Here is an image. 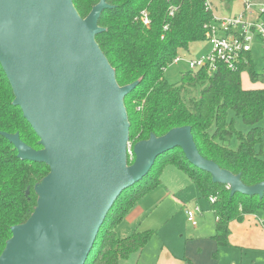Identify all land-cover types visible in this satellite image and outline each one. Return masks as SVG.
I'll list each match as a JSON object with an SVG mask.
<instances>
[{
  "label": "water",
  "instance_id": "95a60500",
  "mask_svg": "<svg viewBox=\"0 0 264 264\" xmlns=\"http://www.w3.org/2000/svg\"><path fill=\"white\" fill-rule=\"evenodd\" d=\"M108 6L99 0L82 18L71 0H0V65L13 104L41 148L27 145L17 132L0 133L19 159L49 167L36 185V208L24 223L11 226L0 264H84L117 196L173 147L213 182L228 184L230 195L264 192V180L245 185L238 174L201 156L189 126L136 142L128 162L123 99L140 79L119 86L95 41L103 30L98 18Z\"/></svg>",
  "mask_w": 264,
  "mask_h": 264
},
{
  "label": "trees",
  "instance_id": "16d2710c",
  "mask_svg": "<svg viewBox=\"0 0 264 264\" xmlns=\"http://www.w3.org/2000/svg\"><path fill=\"white\" fill-rule=\"evenodd\" d=\"M84 18L99 0H71ZM109 5L98 18L103 30L95 35L101 52L114 69L119 86L139 83L128 92L123 103L129 123L128 143L132 146L161 136L172 128L189 126L201 156L235 175L245 185L264 180V88L244 89L240 73L246 71L251 82H264V72L255 69L251 53L237 69L220 64L212 73L206 68L186 70L177 82L163 76L164 69L191 42L204 41L212 13L202 0H105ZM231 3L234 0H224ZM177 9L172 16L168 8ZM146 10L150 18L143 25L138 15ZM167 24V29L163 26ZM162 36V37H161ZM12 87L0 65V132L19 134L34 149H40L38 136L13 104ZM230 112L249 126L241 131ZM236 145H232V139ZM131 163V161H128ZM173 165L182 171L209 202L216 223L213 238L219 246L228 245L229 223L245 215L264 212V192L230 195L229 185L213 182L208 172L192 165L180 147L158 155L148 173L124 189L107 211L84 264H117L141 252L154 231L134 232L120 238L115 227L129 210L151 189L160 184V171ZM49 167L41 162L21 160L17 151L0 133V254L11 237L10 228L24 223L37 206L36 185L47 175Z\"/></svg>",
  "mask_w": 264,
  "mask_h": 264
},
{
  "label": "crops",
  "instance_id": "0c3cea01",
  "mask_svg": "<svg viewBox=\"0 0 264 264\" xmlns=\"http://www.w3.org/2000/svg\"><path fill=\"white\" fill-rule=\"evenodd\" d=\"M258 1V3L264 5V0ZM223 2L225 1L223 0ZM238 3L239 8L237 7L234 12L231 10L229 14H237L243 9L242 0L235 4ZM213 5L214 10H217L218 6L216 4ZM216 14L218 16L226 15L218 14V11ZM253 16L257 17L256 15ZM259 19L264 22V11L259 15ZM208 50L209 47L201 54L206 53ZM255 50L260 52L263 61L254 63L253 52ZM251 55L255 69L256 64L259 69L256 70L264 72V55L261 53L259 42L255 43ZM242 87L244 89L254 88L249 86ZM255 88H264V82ZM171 168L169 165L163 168L165 172L162 176L163 180L169 178L170 181L167 183L161 180L159 185L149 190L115 227V233L118 237L124 238L137 231L157 230V227H160L169 219L170 210L174 206L179 209L182 218H185V210L187 208L198 207L196 200H198L197 197H201L199 191L194 192L186 189L187 187L183 183L182 177ZM190 184L192 183L190 182ZM193 201L196 205H193ZM208 204L210 210L213 211L210 203ZM198 210L199 212L195 213L196 224H190L185 218L192 228L186 227L184 232L187 233L185 234L183 251L181 253L180 251L176 252L178 250L163 243L156 252L155 264H264V212L257 211L253 214L245 215L240 221H231L229 223L228 245L219 246L213 238L216 219H214V232L212 234L208 231H202V225L199 227L198 219L203 218L205 212L203 207L202 209L198 207ZM188 238L189 244L186 243ZM146 247L147 245L138 253V259L145 252Z\"/></svg>",
  "mask_w": 264,
  "mask_h": 264
},
{
  "label": "built area",
  "instance_id": "2783aa9c",
  "mask_svg": "<svg viewBox=\"0 0 264 264\" xmlns=\"http://www.w3.org/2000/svg\"><path fill=\"white\" fill-rule=\"evenodd\" d=\"M202 1L204 7L212 13L211 21L205 25V39L209 44V50L195 58H186L178 52L171 63L185 61L189 70L196 71L206 68L210 74L220 64L230 70L237 69L238 65L245 61V55L251 53L256 42H259L261 53L264 55V22L259 19V15L264 11L262 3L242 0L243 9L239 13L218 16L215 11L213 12L212 0ZM176 9L177 7L171 4L168 8V15L172 16ZM138 19L145 26L150 23L146 10L140 11ZM167 27L168 25L165 24L163 29ZM127 157L133 158V150L129 143L127 144ZM213 201L214 198L209 197V202ZM197 212H199L198 207L187 208L185 210L187 221L196 224L195 213Z\"/></svg>",
  "mask_w": 264,
  "mask_h": 264
},
{
  "label": "rangeland",
  "instance_id": "374dc122",
  "mask_svg": "<svg viewBox=\"0 0 264 264\" xmlns=\"http://www.w3.org/2000/svg\"><path fill=\"white\" fill-rule=\"evenodd\" d=\"M255 3H258V0H251ZM213 4H216L218 6L217 10L213 8V12L215 13L218 11V14H226L229 15V12L231 10H234L238 7L239 3L235 4L236 2H239V0H234L231 3L223 2L221 0H212ZM231 14V13H230ZM255 45V44H254ZM253 45V47H254ZM209 47V44L204 41H195L191 42L188 46V50H181L179 51L180 54L186 58H195L199 55H201L202 52L207 50ZM253 49V48H252ZM253 60L254 63L263 61V57L260 54V52H257L256 50L253 52ZM256 69H258V66L255 64ZM188 70V66L185 61H180L178 63H170L163 71V76L166 78L169 82H177L180 79L181 73ZM259 70V69H258ZM240 80L242 86H249V87H256L259 86L262 82H251L248 78V73L246 71H243L240 73ZM229 116H233L235 119V126L237 129L241 131H247L249 126L245 125L243 121L239 118L234 116L232 112H230ZM259 126L264 127V118L259 122ZM232 145H236V139H232ZM131 146V145H130ZM132 147V146H131ZM262 152L264 153V137L262 138ZM130 161H133V158L130 159ZM167 166V165H166ZM165 166V167H166ZM172 167L171 169L176 171L182 179L183 183L186 184V189L197 191L194 185L190 184L187 176L180 171L177 167L173 165H169ZM164 167V168H165ZM165 170L162 169L160 171V179H162V176L164 174ZM170 179L163 180V182H169ZM41 182L38 186V188H41L43 185ZM198 200H196L197 206L202 209L205 212L204 217L199 220V227L201 226L202 231H208L212 234L214 232V214L213 211L209 208V202H207L202 197H197ZM193 205H196L193 201ZM262 213V212H261ZM186 218V215H185ZM185 218H182L179 209L174 206L170 210L169 219L160 225V227H157L158 229H153L154 235L150 239L149 243L147 244V247L145 249V252L140 256V258H137L138 254L131 255L127 260H120L117 262V264H127V263H133V264H155L157 255L156 252L160 248V246L165 243L166 246H170L171 248L178 250L176 252L180 253L184 249V242H185V234L186 227H191L190 224L186 221ZM185 226V227H184ZM192 228V227H191ZM158 231V232H157ZM189 238L186 241L187 244H189ZM221 253V252H220Z\"/></svg>",
  "mask_w": 264,
  "mask_h": 264
}]
</instances>
